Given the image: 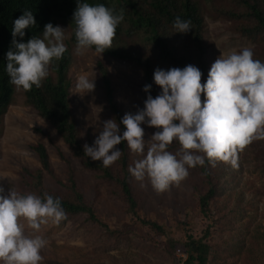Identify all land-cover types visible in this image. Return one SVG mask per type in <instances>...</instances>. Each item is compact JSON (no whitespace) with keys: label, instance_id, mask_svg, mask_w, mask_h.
<instances>
[{"label":"rangeland","instance_id":"1","mask_svg":"<svg viewBox=\"0 0 264 264\" xmlns=\"http://www.w3.org/2000/svg\"><path fill=\"white\" fill-rule=\"evenodd\" d=\"M198 1L209 44L210 67L220 56L243 47L251 48L255 59L260 56V43L239 35L233 22L212 15L211 6L226 7L224 0ZM56 25L65 29L64 43L71 52L68 69L71 109L82 142L90 145L99 134L97 123L111 119L100 87L97 60L106 65L124 114L144 107L139 84L141 72L132 64L100 56L92 49L77 55L75 45L69 41L70 27L61 22ZM49 76H54L51 71ZM81 76L93 79L94 91L79 92L76 83ZM141 126L146 140L157 130L146 124ZM39 143L46 148L54 174L53 177L44 174L47 188L65 194L64 184L71 172L85 201L94 206L96 215L112 233L85 222V216L81 215L58 226L42 225L39 233L26 228L29 235H43L48 241L41 251L42 264H178L182 255L186 259V254L179 245L172 249V255L168 254L164 248L168 238L186 240L187 234L199 237L208 218L215 221V227L207 238L211 246L207 264H264V140L254 141L239 154L238 167L221 162L213 168L217 194L206 214L197 206L204 182L196 172L189 169L188 177L179 186H171L161 194L152 189L147 179L140 182L132 177L140 217L158 222L163 235L135 225L126 214L116 188L84 169L52 126L25 103L22 90L14 86L12 102L0 117V184L5 191L28 188L23 181V169L34 172L40 168L32 149ZM138 158L130 152L131 166Z\"/></svg>","mask_w":264,"mask_h":264},{"label":"clouds","instance_id":"2","mask_svg":"<svg viewBox=\"0 0 264 264\" xmlns=\"http://www.w3.org/2000/svg\"><path fill=\"white\" fill-rule=\"evenodd\" d=\"M122 20L123 12L77 0L72 17L75 53L83 55L94 48L101 56L113 48ZM33 26V12L25 9L13 21V39L5 54L10 83L25 92L33 86L40 88L53 61L61 60L67 51L65 29L52 23L45 24L38 37L18 42L16 37H24L25 29ZM173 28L187 33L191 22L176 17ZM201 77L200 69L191 64L168 70L157 67L153 80L160 94L155 98L147 95L143 109L126 112L119 122H98L99 134L91 146L83 145L84 154L107 168L122 156L116 146L126 142L130 152L139 157L128 171L137 181L147 179L157 194L179 186L189 169L215 168L221 162L238 167L239 154L254 141L264 140V62L254 58L251 48L243 47L217 58L206 82L201 83ZM76 88L86 94L94 91L95 85L93 79L81 76ZM150 89L149 84L143 87L146 93ZM120 124L125 129L122 134ZM142 124L157 129L147 140ZM173 142L179 145L175 153L169 151ZM66 218L59 197L47 192L41 196L5 191L0 184V264H42L41 251L48 241L43 235H29L26 228L39 233L42 225L58 226Z\"/></svg>","mask_w":264,"mask_h":264},{"label":"trees","instance_id":"3","mask_svg":"<svg viewBox=\"0 0 264 264\" xmlns=\"http://www.w3.org/2000/svg\"><path fill=\"white\" fill-rule=\"evenodd\" d=\"M224 1L228 4L226 7L211 6L212 15L233 22L235 31L239 35L260 43L261 52L257 59L264 62V0ZM86 2L104 4L114 8L117 14L123 12V20L116 29L113 48L105 50L101 56L132 64L140 70L139 84L144 101L149 94L153 98L160 94L161 89L153 80V72L157 67L168 70L172 67L183 68L191 64L202 72L201 83L206 82L210 69L207 59L209 44L204 36L205 23L198 0H86ZM76 7L77 0H0V117L11 104L14 94V86L10 83L5 71V54L11 47L13 39L11 34L13 21L21 16L25 9L31 10L36 20V26L25 29L24 37H16L18 42H27L32 36L38 37L47 23L55 26L57 22H61L70 27L69 41L75 45V24L72 17ZM176 17L190 21L191 30L187 33L174 32L173 21ZM92 50L95 51L94 48ZM70 64L71 52L67 47L63 58L53 61L50 66L53 77L48 76L40 88L33 86L32 90L27 92L21 89L25 103L52 126L72 157L77 159L84 169L116 188L126 214L134 220L135 225L138 224L149 231L157 232L158 235H163V228L158 222L141 218L139 215V204L131 185L133 176L128 171L131 161L126 142L116 146L122 150V156L107 168L100 161H93L84 154V143L70 103L68 78ZM96 67L111 119L119 122L124 113L116 100L109 71L101 59L97 60ZM146 84L151 85L148 93L143 90ZM201 99H204L203 94ZM120 129L122 134L125 130L122 124ZM178 148V143L173 142L169 151L175 153ZM32 149L38 157L40 168L34 172L23 169V181L27 183L28 188L24 187L25 190L19 192H33L41 196L47 192L53 197H59L66 212V220L80 215L85 216V222L107 229L111 233L107 225L96 215L94 206L85 201L71 172L64 184L65 194H59L47 188L44 174L52 177L54 175L48 153L41 143L33 146ZM190 170L199 174L204 182V190L197 196V206L202 214H206L211 210V202L217 194L213 168L206 165ZM218 221L221 222L220 219ZM214 222L213 219L208 218V223L199 237L187 234L186 240L168 238L164 248L168 254L172 255V249L179 245L182 252L186 254L184 264H207L211 250L207 238L215 227Z\"/></svg>","mask_w":264,"mask_h":264},{"label":"built area","instance_id":"4","mask_svg":"<svg viewBox=\"0 0 264 264\" xmlns=\"http://www.w3.org/2000/svg\"><path fill=\"white\" fill-rule=\"evenodd\" d=\"M182 258L179 260V263L178 264H184V261H185V256H181Z\"/></svg>","mask_w":264,"mask_h":264},{"label":"crops","instance_id":"5","mask_svg":"<svg viewBox=\"0 0 264 264\" xmlns=\"http://www.w3.org/2000/svg\"><path fill=\"white\" fill-rule=\"evenodd\" d=\"M219 236L221 237V234Z\"/></svg>","mask_w":264,"mask_h":264}]
</instances>
